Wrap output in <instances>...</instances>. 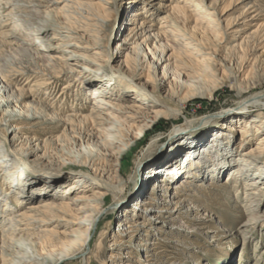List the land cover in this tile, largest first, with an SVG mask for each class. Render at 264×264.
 <instances>
[{"label":"bare ground","instance_id":"1","mask_svg":"<svg viewBox=\"0 0 264 264\" xmlns=\"http://www.w3.org/2000/svg\"><path fill=\"white\" fill-rule=\"evenodd\" d=\"M147 1L125 0L126 21L102 35L114 17L106 5L117 10L115 0H0V47L23 56L21 67L0 68V264L78 257L85 264L109 195L117 214L111 264H240L247 244L260 245L262 92L216 119L203 115L173 126L164 141L148 144L121 186L123 159L144 132L191 98L210 99L219 85L212 80L226 73L239 92L264 86V23L253 24V7L224 26L207 17L203 32L180 25L190 21L188 12L166 3H158L164 17L157 25L136 7ZM19 79L37 81L23 90ZM58 83L66 95L61 109L52 104L57 100L39 98V92L50 97ZM231 203L245 218L234 228L238 260L229 263L235 246L223 239L221 225H208V209L220 214ZM192 235L202 236L203 245ZM217 236L220 254L209 255Z\"/></svg>","mask_w":264,"mask_h":264},{"label":"rangeland","instance_id":"2","mask_svg":"<svg viewBox=\"0 0 264 264\" xmlns=\"http://www.w3.org/2000/svg\"><path fill=\"white\" fill-rule=\"evenodd\" d=\"M149 1H147V3L146 2L138 3L136 7L142 9L143 11H149L148 13L149 15H151L149 19L155 20L157 22L156 23L157 25L161 24V22L163 21L161 20V18L164 17V14L162 12L161 13L158 12L157 10L158 3H166L173 7L184 8V10L188 12L190 21H188L187 23L180 22V25L193 26L197 30L203 32L209 30L206 29L205 27L206 25H210L209 23L210 21L208 18H215L219 20V25L224 26L227 23L231 22L236 16H238V14L241 12V10L244 7H253V10H256L254 14L255 15L257 14L258 20L253 24L264 23V0H149ZM115 2L117 4V10L114 9L113 6L106 5V7H108L109 9V12H113L114 17L110 19L111 20L110 24L102 33V35H105L110 30L111 27H113L114 30L115 29L114 26L116 27L118 25L124 24L128 16V14H126V10L125 11L122 10L123 9L122 6L125 0H115ZM148 3L151 5V7L150 5H148ZM195 4H198V7H195ZM208 11L213 12V14H210ZM179 18H180L179 20L181 21L182 17ZM121 33H119V35H121ZM169 43H168L169 45L168 47L171 50H173L174 44H171V42ZM163 49L164 48L162 47L158 48L157 50L158 53L162 52ZM14 50L15 48L6 45L0 47V63H1L0 68H3L4 72L9 71L10 69L21 67L23 56L20 53H18L17 50L15 51ZM154 51L156 50L154 49ZM118 60L122 62L124 58L120 56ZM116 63L117 61L113 62L114 65ZM35 80L37 81V79H32V80L30 79L26 85H24L25 82L23 79H19L18 82L20 88H22L23 90H28L30 88V85L34 83ZM214 82H216L219 85L216 87L210 99L203 97H193L191 98V100L187 101V103L183 108H179L180 106L177 107L175 103H171V104L169 103V106L171 108L177 107L176 111L170 114V116L159 118L157 122H155L152 126H150L140 137V139L132 146L128 155L123 159L122 166L120 168L121 186H124V182L126 181L128 174L131 172L135 161L137 160L138 157H140V155L143 153L144 149L148 146V144L153 142L164 141L165 140L164 138L166 137L169 130L173 128V126L182 125L191 118H196L203 115H208L215 118L214 116L218 115L221 110L232 108L237 101L248 98L259 92H262L264 94V86L255 88L253 90L239 92L237 80L226 73L224 74V78L222 79L216 78L215 80H212V83ZM61 84L62 83H58V85L56 84L50 87L49 89V91L51 92L50 97H48V95L44 94L43 92L42 93L39 92L40 94L39 98L45 97L44 101L49 104H51L52 101L57 100L56 103L52 102V104L57 105V108L61 109L63 107L61 106V103L66 102L65 90L61 89ZM33 89L35 90L36 88L33 87ZM61 92L63 93L62 95H60ZM69 105L70 104L68 103L67 106ZM53 107L57 110L55 106ZM64 109L66 111L64 114L68 113L70 110L69 107ZM256 137L257 136L254 137L255 139L253 143H251L253 147L256 146L257 143ZM192 140L195 139L193 138ZM46 146L48 150L49 147L48 145ZM19 158L23 160V163L25 164L27 163L26 159H22L21 157ZM104 165L105 168H107L106 163ZM31 166L32 165H30V167ZM71 168L75 169L74 167ZM68 171L70 172V170ZM67 180H65V183L70 184L71 178ZM221 180L223 181V179ZM223 202L225 203L224 200ZM105 203L106 204H104V207L96 215L95 224L93 225L92 231L90 232L91 236H90L89 247H91V250L89 254H87V257L89 258H87L85 264H111L114 261V258L110 259L107 248L109 246V239H110L109 237L111 230L114 228L117 222L116 211H114L112 208L113 205L116 203V198L109 195ZM234 206H235L234 203L229 204L228 206L229 208L225 206L224 207L221 206L222 210L224 211H217L220 214L214 213V210H212V208L210 210V207L208 209L210 211L209 213H213V215L211 216L213 222H211L208 225L210 226L221 225L222 228L224 229L220 231L221 233L224 234L223 239L226 238V240H228L227 244H232L235 246L233 257L231 259H227L229 263L238 260L237 254L239 252V249L241 248V241H239L240 239L238 237L236 239L233 238L234 228L237 225L241 224L245 218V216L243 217V215L240 212H238V209L234 208ZM255 232H257V234L258 232H261V234L257 235L258 239L256 240V242L259 241L260 245H258L257 248L254 249L252 246L253 243L247 244L242 254L245 257L239 260V262H241L240 264H251V263L253 264L256 259L258 260V264H264V227L257 228ZM218 240H219V236L214 238V241L208 244L207 248L209 249L208 252L209 255L212 254L214 251L215 252L218 251L217 250ZM190 241L193 243H197L199 245L200 244L203 245L202 236L200 235H192ZM170 251L174 252V250L172 249ZM218 254H220V252H217V255ZM212 257L214 256L207 257V259L209 260ZM83 263L81 262V258L78 257V258L70 259L69 261L63 264H83ZM216 263L217 261L213 259L210 260V264H216ZM218 264H223V263H218Z\"/></svg>","mask_w":264,"mask_h":264}]
</instances>
